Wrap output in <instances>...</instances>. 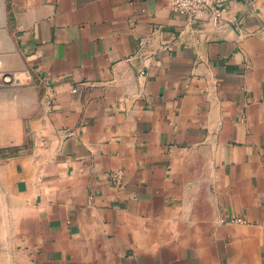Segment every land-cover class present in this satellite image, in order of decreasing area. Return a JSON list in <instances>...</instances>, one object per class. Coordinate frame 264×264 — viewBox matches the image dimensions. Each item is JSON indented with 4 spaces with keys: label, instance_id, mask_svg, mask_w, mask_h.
I'll return each instance as SVG.
<instances>
[{
    "label": "crops",
    "instance_id": "1",
    "mask_svg": "<svg viewBox=\"0 0 264 264\" xmlns=\"http://www.w3.org/2000/svg\"><path fill=\"white\" fill-rule=\"evenodd\" d=\"M223 8L0 0L46 103L0 166V264H264V0Z\"/></svg>",
    "mask_w": 264,
    "mask_h": 264
},
{
    "label": "rangeland",
    "instance_id": "2",
    "mask_svg": "<svg viewBox=\"0 0 264 264\" xmlns=\"http://www.w3.org/2000/svg\"><path fill=\"white\" fill-rule=\"evenodd\" d=\"M15 74L11 87L14 94L3 103L0 99V166L33 157L44 145L39 136L40 125L36 124L46 111L43 88L36 77ZM16 95L20 98L18 105L13 102Z\"/></svg>",
    "mask_w": 264,
    "mask_h": 264
},
{
    "label": "built area",
    "instance_id": "3",
    "mask_svg": "<svg viewBox=\"0 0 264 264\" xmlns=\"http://www.w3.org/2000/svg\"><path fill=\"white\" fill-rule=\"evenodd\" d=\"M173 9L185 15L189 20L204 19L207 15H212L213 21L218 23L221 18L224 0H169ZM0 16H2L0 11ZM3 44V35L0 26V46ZM3 65V55L0 50V69ZM8 77H5L6 81ZM1 80V78H0Z\"/></svg>",
    "mask_w": 264,
    "mask_h": 264
},
{
    "label": "bare ground",
    "instance_id": "4",
    "mask_svg": "<svg viewBox=\"0 0 264 264\" xmlns=\"http://www.w3.org/2000/svg\"><path fill=\"white\" fill-rule=\"evenodd\" d=\"M9 46H10L9 40L3 37V44L0 46V50L3 55V65L2 68L0 69L1 83L3 84L2 92H7L8 89H11L10 87L13 86L15 80L12 74L13 72L12 69L7 67V60H6L7 54H5V52H9L8 51ZM5 77H8L6 81L4 80ZM19 100L20 98L18 96L14 98L15 103H18Z\"/></svg>",
    "mask_w": 264,
    "mask_h": 264
}]
</instances>
